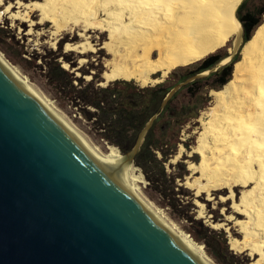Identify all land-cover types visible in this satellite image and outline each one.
Listing matches in <instances>:
<instances>
[{"label": "water", "instance_id": "obj_1", "mask_svg": "<svg viewBox=\"0 0 264 264\" xmlns=\"http://www.w3.org/2000/svg\"><path fill=\"white\" fill-rule=\"evenodd\" d=\"M0 264L218 263L0 52Z\"/></svg>", "mask_w": 264, "mask_h": 264}, {"label": "bare ground", "instance_id": "obj_2", "mask_svg": "<svg viewBox=\"0 0 264 264\" xmlns=\"http://www.w3.org/2000/svg\"><path fill=\"white\" fill-rule=\"evenodd\" d=\"M241 2L0 0V11L4 7V14L13 24L27 23L26 34H31L38 23L51 22L55 40L64 30L79 29L77 35L82 40L67 42L66 49L81 54L98 50L94 43L96 33L107 35L101 48L111 55L107 60L110 69L104 72L102 84L123 78L146 86L162 80L154 74L167 76L178 67L203 60L230 41L237 39L238 44L241 22L237 10ZM35 15L39 16L38 21L33 19ZM241 53L231 80L213 91L214 104L202 119L201 129L196 131L197 144L188 156L201 159L199 163L189 160L192 180L188 183L197 189L198 195L206 193L210 201L215 199L213 192H226L220 202L230 200L232 213L228 215V208H224V220L212 226L229 231L231 248L248 252L251 264H264V19L244 43ZM84 61L80 59L81 63ZM183 152L184 147L173 160ZM107 155L139 185L145 181L134 164L125 162L117 147L110 145ZM198 205L200 216L204 217L205 205ZM234 220L241 238L229 223Z\"/></svg>", "mask_w": 264, "mask_h": 264}, {"label": "rangeland", "instance_id": "obj_3", "mask_svg": "<svg viewBox=\"0 0 264 264\" xmlns=\"http://www.w3.org/2000/svg\"><path fill=\"white\" fill-rule=\"evenodd\" d=\"M256 6L261 9L264 8V0H242L237 10L238 20L241 22V15ZM4 11V7H2L0 11L3 15V18L0 19V50L24 75L45 91H48L51 99L67 111L72 119L92 136L106 153L109 152V146L112 145L117 147L122 155L126 154L121 151L120 147L109 143L108 140L101 136L102 129L99 128L101 121L97 119L99 114H95V107L87 106L85 110L89 117L86 116L81 111L83 106L81 107L77 103V95L86 91H93L94 88L105 87L120 80L131 81L135 87L140 89H154L159 86L168 88V94L173 91L168 100L176 94L172 101V105H174L172 109L175 116L171 118L169 114L167 116L164 115L159 121L157 126L161 128V131L157 133L156 137L162 138V141L160 148L154 147L153 152L159 160L163 157V154H167L168 159L163 165L165 169L162 171L156 165L153 168L151 167L153 180H150L143 167L134 162L138 171L144 176L145 181L140 186L154 196L167 215L176 218L180 227L218 264L221 263L210 251L218 254L224 264H251L252 259L248 252L241 253L231 248V234L229 231L222 227L214 228L212 226L213 223L224 220L225 214L222 212L224 208H228V215L232 213V202L230 200L226 203L220 202L221 196L226 195V192H213L215 199L210 201L207 199L206 193L198 195L197 189L188 183L191 178L189 176L192 175V170L189 168V160L199 163L201 159L200 156H197V159H192L188 154L197 144L198 133L196 131L201 129L202 119L207 117L209 108L214 104L213 91L217 90V88L213 85L222 77L224 68L229 65L232 66V78L235 62L242 56V46L246 42L244 39L245 29L242 22L240 23V42L237 44V39L233 42L230 41L226 46L211 53H219L222 58L206 70L191 73L209 55L203 60L178 67L169 72L167 76L162 77L161 73L154 74L155 78L161 77L163 81L150 82L146 86H142L134 79L127 80L123 78L116 79L114 82L110 81L104 85L102 84V82H105L104 72L110 69L107 65V60L109 57L111 58V55L106 53L107 50L101 48L107 40V35L101 36L96 33L94 43L98 46V50L81 54L66 49L67 42L77 43L82 40L80 35H77L79 29L64 30L55 40L52 35L54 30L52 23L49 22L46 25L38 23L33 27L31 34H26L29 29L28 24H13L8 14H4ZM33 19L38 21L39 16L35 15ZM263 19L264 12L256 14L254 18L255 21H260V23H262ZM256 28L251 35H253ZM231 46L233 47L232 51L229 50ZM81 58L85 59L84 63L80 62ZM59 65L67 71L66 73L63 71L58 73L61 76H65L66 86H60L53 82L52 76H50L51 72H55V76L58 75L54 69ZM64 65H67V67ZM70 80H72L71 83ZM118 87L123 88L124 86L119 84ZM134 93L137 94L138 92ZM146 94L147 92H143V94L137 95H141V97L143 95L144 97ZM162 105L164 106V101ZM155 118H157V115L154 120ZM182 147H184L183 154L174 161L173 159ZM197 175L199 174H195V176ZM198 203L205 205L204 217L200 216ZM229 223L233 227L234 234L241 238L236 233L238 226L235 225V220L234 223L233 221ZM196 237L201 239L198 240Z\"/></svg>", "mask_w": 264, "mask_h": 264}, {"label": "trees", "instance_id": "obj_4", "mask_svg": "<svg viewBox=\"0 0 264 264\" xmlns=\"http://www.w3.org/2000/svg\"><path fill=\"white\" fill-rule=\"evenodd\" d=\"M264 12V8L255 7L254 9H248L245 14L241 15V22L245 29V41L251 39L252 31L261 24L260 21H255L254 18L256 14ZM222 57L219 53H214L209 55L200 65L191 73L206 70L216 64ZM54 71H63L66 73V69L57 66ZM55 72H51L52 81L56 82L60 86H66L65 76L58 74L55 76ZM222 77L216 81L213 85L215 88L219 89L228 81L231 80L232 66H227L222 72ZM72 80H70V83ZM122 84L124 87L119 88L118 85ZM126 88V89H125ZM130 88V89H129ZM140 94L147 92L146 95H137L134 92ZM169 92L168 88L162 86L155 87L154 89H140L133 85L131 81L120 80L111 83L105 87L94 88L93 91H86L80 95L76 96L78 104L81 105L82 112L86 116L85 108L87 106L95 107V114H99L101 136L109 141V143L115 144L120 147L123 153L129 152L140 134L144 129L148 121L157 115V118L153 121L152 126L146 134L145 140L141 146L140 151L137 153L135 158V163L143 167L147 176L150 180L151 172L154 165L159 166L162 171L165 167L164 163L167 161V154H163V157L159 160L155 156L154 147L160 148L162 138L156 137L157 133L161 131L157 125L159 121L164 117V115H170L171 118L175 116L174 110L172 109V101L175 98L174 94L166 103L162 105L167 94ZM139 97V98H138ZM173 110V111H172ZM196 239H201L196 237ZM210 253L221 263L224 264L220 259V256L213 251ZM221 260V261H220ZM226 264V263H225Z\"/></svg>", "mask_w": 264, "mask_h": 264}]
</instances>
